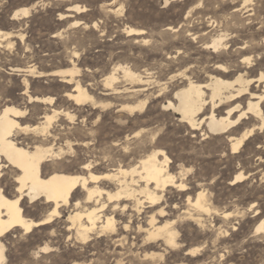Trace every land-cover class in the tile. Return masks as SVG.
I'll return each mask as SVG.
<instances>
[{"label":"rangeland","instance_id":"rangeland-1","mask_svg":"<svg viewBox=\"0 0 264 264\" xmlns=\"http://www.w3.org/2000/svg\"><path fill=\"white\" fill-rule=\"evenodd\" d=\"M229 2L0 0V29L11 32V37L0 40V110L5 105L26 109L24 117L18 119L30 126L39 124L54 108L76 115L73 123L59 115L48 136L28 131L20 133L21 139L38 137L66 149V140H71L76 155L67 154L66 163L79 172L85 161L98 160L100 164L95 172L102 174L111 171L114 165L137 159L147 144L149 147L150 135L142 138L143 141L129 140V152L113 145L115 140L125 144L127 134L146 128L156 133L160 146L171 157L176 179L187 185L186 191L169 187L160 204L166 215L158 217V221L170 218L178 229L180 243L175 247L160 239H147L148 221L144 211L159 205L148 208L146 204L141 211L116 212L114 231L97 230L87 240L78 237L75 226L68 229L73 207H64L61 216L51 223L38 226L28 234L16 231L6 237L8 264H22L23 260L32 261L31 264H264V230H257L264 221V133L256 131L240 152L232 153L228 134H205L204 125L194 131L182 122L179 114L164 106L168 100H174L177 89L174 83L179 81L170 78L184 66L181 57L185 54L179 52H195L194 59L212 54L194 42L188 29L214 31L211 10H217L218 14L229 11ZM75 4L86 10L82 13L70 10ZM253 4L262 8L258 0ZM25 7L29 8L27 15L12 19L18 9ZM71 13L73 16L63 17ZM227 19L236 22L231 16ZM74 20L84 23L71 26ZM130 27L144 29L145 34L129 35ZM256 28L257 25L253 29L247 26L243 34ZM120 65L139 73L144 81L126 79ZM73 67L79 72L72 83L55 74L57 70ZM111 72L120 77L114 87L122 92L106 86L105 79ZM78 81L96 101L112 102V105L96 108L91 102L76 105L68 93ZM30 96H52L54 102L30 101ZM146 98L148 103L142 110L134 113L118 110L121 104L138 103ZM80 141L88 142V146L76 145ZM105 155L114 163L103 159ZM239 171L246 178L234 183L232 180ZM9 180L7 176L4 182L8 184ZM107 187L115 190L113 184ZM202 190L209 211L202 213L199 222L186 213H197L188 197L193 200ZM24 206L34 220L43 218L48 211L42 201L32 203L27 199ZM47 244L48 252L34 255L38 247Z\"/></svg>","mask_w":264,"mask_h":264},{"label":"bare ground","instance_id":"bare-ground-1","mask_svg":"<svg viewBox=\"0 0 264 264\" xmlns=\"http://www.w3.org/2000/svg\"><path fill=\"white\" fill-rule=\"evenodd\" d=\"M164 1L168 3L170 0ZM225 1H230L231 11L222 10L223 13L218 14L217 10H211L213 15L210 17V22L215 28L214 31L204 33L207 29H188V35L194 39V42L205 50H210L213 55L194 59L195 52H179L185 54L181 57L184 66L179 70L176 69L177 71L170 78L179 79L178 83H174L177 85L173 95L175 101L170 99L164 106L179 114L182 122L194 131L204 125L207 128L205 134H228L232 153H238L256 131L264 133V0H258L262 3V8L253 4L256 0ZM69 9L76 13L86 10L79 4L72 5ZM28 13L29 8L18 9L12 15V19ZM244 14L246 15L243 16ZM64 15L63 17L73 16L72 13ZM230 16L236 21L235 23L227 19ZM83 23L81 20H74L70 25L78 27ZM255 25L258 28L243 34L244 28L248 26L253 29ZM128 32L129 35L145 34L144 29L134 27H130ZM9 37L11 32L0 29V40ZM197 68H200L204 75ZM119 69L122 70L123 76L132 82L144 81L139 73L127 66L120 65ZM78 72L79 70L73 67L57 70L55 74L63 75V79L66 78L65 82L72 83ZM118 78L120 77L116 73L111 72L107 75L105 84L115 92H122L114 87ZM68 96L76 105L88 102L93 104V108L112 105V102L96 101L79 81ZM29 99L54 102L52 96H30ZM147 103L148 98L138 103L121 104L117 109L134 113L144 109ZM26 113V109L15 105H5L0 110V264H8V247L5 239L11 232L31 233L36 227L49 224L56 217H60L64 207H73L69 215L72 224L68 229L75 226L78 237L87 240L91 237V233L97 230L114 231L117 222L114 215L116 212L141 211L146 204L148 208L159 205L156 209L144 211L148 221L145 227L147 239H160L166 245L173 247L178 244L179 232L174 225L175 221L170 218L164 219L166 210L160 204L164 192L169 187L186 191L187 185L183 180L176 179V175L171 170V157L160 146L161 143L156 139L155 132L141 128L127 134L125 144L119 143L120 140L114 141V146H121L124 152H127L130 150L129 140L137 138L141 141L142 138L150 135L149 147H146L148 144L145 148L142 146L143 153L138 154L137 159L125 165H114L111 171L102 174L95 172L100 164L97 163L98 160L89 159L82 163L79 172H76L71 164L65 161L67 154L76 155L74 142L72 143L71 140H66V149L62 145L56 147V144L38 137L30 139L19 137L20 133L28 131L48 136L49 128L59 115L66 117L72 123L76 115L69 110L54 108L53 113H46L44 120L39 124L30 126L22 124L18 119L24 117ZM84 141L76 145L88 146V142ZM106 155L103 159L108 158L113 162V159ZM7 176L10 178L8 184L4 182ZM245 178L246 174L239 171L232 181L241 182ZM107 184L115 185V190H111L112 188L107 187ZM9 187H12V190H9ZM77 195L81 196L76 198ZM27 199L32 203L42 201L48 207L47 214L39 220L29 217L24 206ZM188 202L196 208L197 213L190 211L186 215L200 222L202 213L209 211L204 190L198 192L193 200L189 196ZM106 211L111 213L108 214ZM158 217H164V220L158 221ZM257 230H264V221L258 224ZM38 249L34 251V255L48 252L50 245ZM31 263L32 261L23 260L22 264Z\"/></svg>","mask_w":264,"mask_h":264}]
</instances>
